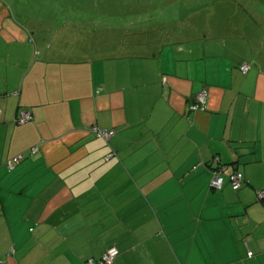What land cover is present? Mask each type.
Returning <instances> with one entry per match:
<instances>
[{
    "label": "crops",
    "instance_id": "0c3cea01",
    "mask_svg": "<svg viewBox=\"0 0 264 264\" xmlns=\"http://www.w3.org/2000/svg\"><path fill=\"white\" fill-rule=\"evenodd\" d=\"M20 13L0 0V264H87L113 245L114 264H264L261 55L102 46ZM215 156L239 191L211 188Z\"/></svg>",
    "mask_w": 264,
    "mask_h": 264
},
{
    "label": "rangeland",
    "instance_id": "374dc122",
    "mask_svg": "<svg viewBox=\"0 0 264 264\" xmlns=\"http://www.w3.org/2000/svg\"><path fill=\"white\" fill-rule=\"evenodd\" d=\"M10 1L23 12L24 21L45 20L55 30L66 25L69 31L73 26L81 27L80 32L87 28L102 46L112 38H142L150 49L166 55L179 46L208 49L224 43L264 59V0ZM173 39L188 44L175 45Z\"/></svg>",
    "mask_w": 264,
    "mask_h": 264
},
{
    "label": "built area",
    "instance_id": "2783aa9c",
    "mask_svg": "<svg viewBox=\"0 0 264 264\" xmlns=\"http://www.w3.org/2000/svg\"><path fill=\"white\" fill-rule=\"evenodd\" d=\"M241 70L244 73H247L249 70L248 65L242 66ZM208 94L206 90L201 91L197 95V104L192 108L195 111H205L206 110V103H207ZM21 119L19 120V123H25L29 122L32 117L29 113H22ZM93 132L97 134L99 137L104 138L105 140H109L112 136L115 135V131H108V130H101L99 128H94ZM23 157L18 156L13 159H11L7 164L8 168L12 170L14 168V164H19L22 162ZM231 182L233 185V188L235 190H238L241 188L243 184V175L241 173H234L231 177ZM224 184V178L220 175H215L211 181V186L213 189H220ZM259 198L264 199V190L259 193ZM118 251L115 247L109 249L103 256L102 260L99 262H94L93 260H90L88 264H114V259L117 257ZM249 255L252 256V253L249 252Z\"/></svg>",
    "mask_w": 264,
    "mask_h": 264
},
{
    "label": "trees",
    "instance_id": "16d2710c",
    "mask_svg": "<svg viewBox=\"0 0 264 264\" xmlns=\"http://www.w3.org/2000/svg\"><path fill=\"white\" fill-rule=\"evenodd\" d=\"M183 44H185V43H183ZM99 129H101V130H106V129H103V128H99ZM115 131V130H114ZM115 134H116V131H115ZM94 136H96V137H98L99 139H103V140H105L104 138H102V137H99L97 134H93ZM113 137V136H112ZM111 137V138H112ZM110 138V139H111ZM109 139V140H110ZM109 140H105V141H109ZM36 154V153H35ZM35 154H33V155H35ZM115 156V154L114 153H112L111 155H110V158L111 157H114ZM15 158V157H14ZM13 159V158H12ZM25 159H22V162L24 161ZM20 164V163H19ZM19 164H14V168L12 169V170H10L9 168H8V164H6V168L8 169V171L9 172H11V171H13ZM210 167H211V171H212V177H214L215 175H220V176H222L223 178H224V184H223V186L220 188V189H216V190H221V189H223V187L225 186V184L228 182L229 183V185L231 186V188L234 190V191H239L243 186H244V184H245V181H246V179H245V177H244V175L241 173V172H239V171H230L229 172V166L227 165V164H225L222 160H221V157L220 156H215L214 158H213V160H212V162L210 163ZM234 173H241L242 175H243V184H242V186H241V188L240 189H238V190H235L234 188H233V185H232V182H231V179H230V177L234 174ZM213 179V178H212ZM212 181V180H211ZM211 188L213 189V187L211 186ZM258 200L259 201H261V202H264V199H260L259 198V194H258ZM113 247H115L116 249H117V251H118V255H117V257L120 255V251H119V249L117 248V246L116 245H113V246H111L110 248H108L106 251H105V253L109 250V249H111V248H113ZM250 252V251H249ZM104 253V254H105ZM104 254L102 255V257H101V259H99V260H95V259H90V260H93L94 262H99V261H101L102 260V258H103V256H104ZM116 257V258H117ZM115 258V259H116ZM114 259V260H115ZM89 260V261H90ZM88 261V262H89ZM88 262H87V264H88Z\"/></svg>",
    "mask_w": 264,
    "mask_h": 264
},
{
    "label": "water",
    "instance_id": "95a60500",
    "mask_svg": "<svg viewBox=\"0 0 264 264\" xmlns=\"http://www.w3.org/2000/svg\"><path fill=\"white\" fill-rule=\"evenodd\" d=\"M59 1V0H58ZM66 10V9H65Z\"/></svg>",
    "mask_w": 264,
    "mask_h": 264
}]
</instances>
